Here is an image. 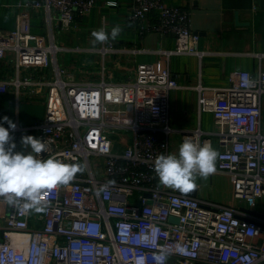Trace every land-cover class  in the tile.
<instances>
[{
  "label": "built area",
  "instance_id": "built-area-1",
  "mask_svg": "<svg viewBox=\"0 0 264 264\" xmlns=\"http://www.w3.org/2000/svg\"><path fill=\"white\" fill-rule=\"evenodd\" d=\"M93 6L94 0H33L18 7L41 19L44 34L22 30L20 20L14 30H0V60L13 53L14 70L12 78L0 79V96L10 93L18 102L43 95L44 115L25 130L45 142L42 158L84 167L68 186L45 197L41 213H24L0 198V264H134L137 257L155 264L153 253L165 244L189 252L173 251L167 264H264V228L248 219L263 220L158 187L153 171L158 155L173 154L169 97L179 85L168 59L201 56L190 13L164 0H131L129 28L140 38L171 36L174 48L153 63L129 65L119 79L110 69L116 56L146 50L112 40L72 48L56 43L54 29L73 31ZM65 52L99 60L92 69L77 59L66 66ZM243 73L254 87L242 86ZM230 79L226 88L197 86L199 110L212 114L214 130L182 131L180 144L191 139L212 145L215 139L221 157L217 171L232 179V198L264 200V71H240ZM110 180L115 184L97 198L96 190ZM174 197L182 203L173 205Z\"/></svg>",
  "mask_w": 264,
  "mask_h": 264
},
{
  "label": "crops",
  "instance_id": "crops-1",
  "mask_svg": "<svg viewBox=\"0 0 264 264\" xmlns=\"http://www.w3.org/2000/svg\"><path fill=\"white\" fill-rule=\"evenodd\" d=\"M33 0H0V30L12 31L20 20L21 29L33 34H44L45 28L36 14L20 4ZM167 6L185 9L190 13L193 32L199 36L197 55H172L168 66L179 87L169 97V134L170 150L178 153L180 132L200 128L204 132L214 130L212 114L201 112L198 107L199 93L197 86L203 88H226L231 85V75L246 71L257 74L264 71V0H164ZM131 0H94V6L88 15L78 19L76 29L68 33L54 29L56 43L67 48L93 45L91 33L104 28L109 34L117 25L122 31L115 44L147 52H139L127 58L117 55L115 77L120 79L121 72L129 65L153 63L163 58L162 51L174 48L171 36L149 33L142 38L129 28L127 16ZM111 40V39H110ZM5 61L0 60V79L12 78L13 53L6 54ZM84 60L92 68L98 63V56H79L65 52L61 61L70 66L73 62ZM66 60H71L66 64ZM128 60V61H126ZM22 77L25 73L21 72ZM209 94L208 90H205ZM44 96L29 95L21 97L18 102L13 94L0 96V119L9 117L16 129L11 134L19 147L22 135H31L25 128L31 126L44 115ZM264 120V104H263ZM7 127V124L4 125ZM212 147L218 151L216 140ZM30 150V149H29ZM196 198L216 204L233 206L243 217H251L244 210L264 214V200L255 202H236L231 195L232 179L216 171L207 180L198 179ZM1 208V206H0ZM264 221V219H262ZM263 224V223H262Z\"/></svg>",
  "mask_w": 264,
  "mask_h": 264
},
{
  "label": "clouds",
  "instance_id": "clouds-1",
  "mask_svg": "<svg viewBox=\"0 0 264 264\" xmlns=\"http://www.w3.org/2000/svg\"><path fill=\"white\" fill-rule=\"evenodd\" d=\"M121 31L119 25L113 27L110 34L104 28L94 30L91 33L94 38L93 45L107 44L110 39L115 40ZM240 80L244 88L255 85L248 73H243ZM15 129L16 124L4 116L0 121V198L24 213H41L45 210V197L62 186H68L82 168L54 156L42 158L41 154L47 150L46 144L32 135H22L18 147L11 134ZM219 158L220 153L210 143L201 145L185 139L179 145L178 153L160 154L155 158L153 171L158 177V187L162 186L179 192L181 196H187L197 189L198 179L207 180L216 173ZM114 184L113 180L107 181L96 190V197L100 198ZM171 203L180 205L182 201L174 197ZM173 251L179 255L189 254L179 244L175 250L166 244L160 245L153 253L155 264H167ZM134 264H145V258H135Z\"/></svg>",
  "mask_w": 264,
  "mask_h": 264
},
{
  "label": "water",
  "instance_id": "water-1",
  "mask_svg": "<svg viewBox=\"0 0 264 264\" xmlns=\"http://www.w3.org/2000/svg\"><path fill=\"white\" fill-rule=\"evenodd\" d=\"M73 164H78V165L81 166L82 171L79 172V173L77 174V176L81 175V174L84 172L83 164L80 163V162H79V163H73ZM77 176H76V177H77ZM178 193H179V192H178ZM179 194H180V193H179ZM195 196H196V190H194L192 193L188 194L186 197H195ZM146 197H149V195L146 194ZM244 211H245L247 214H249V215H251V216H254V217L257 218V219H261V220L264 219V214H259V213L255 212V211L248 210V209H245ZM245 219H248V218H245ZM248 221L254 222V223H256L259 227L264 228V224H262V223L259 222V221H255V220H252V219H248Z\"/></svg>",
  "mask_w": 264,
  "mask_h": 264
},
{
  "label": "rangeland",
  "instance_id": "rangeland-1",
  "mask_svg": "<svg viewBox=\"0 0 264 264\" xmlns=\"http://www.w3.org/2000/svg\"><path fill=\"white\" fill-rule=\"evenodd\" d=\"M71 60H66V64H69ZM121 135L126 134L125 132H120ZM112 138L117 141L118 140V136L117 135H113Z\"/></svg>",
  "mask_w": 264,
  "mask_h": 264
}]
</instances>
